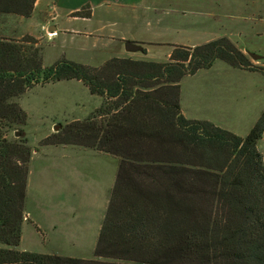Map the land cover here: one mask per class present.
<instances>
[{
  "label": "trees",
  "instance_id": "1",
  "mask_svg": "<svg viewBox=\"0 0 264 264\" xmlns=\"http://www.w3.org/2000/svg\"><path fill=\"white\" fill-rule=\"evenodd\" d=\"M36 1L0 0V14L28 18ZM37 44L31 36L0 37V264H264V111L241 137L181 110L183 78L217 61L251 72L263 67L227 37L169 44L167 62L113 58L100 67L67 59L44 67ZM72 80L102 105L40 146L120 159L96 259L19 250L33 151L27 139L9 141L4 129L27 122L18 97Z\"/></svg>",
  "mask_w": 264,
  "mask_h": 264
},
{
  "label": "rangeland",
  "instance_id": "2",
  "mask_svg": "<svg viewBox=\"0 0 264 264\" xmlns=\"http://www.w3.org/2000/svg\"><path fill=\"white\" fill-rule=\"evenodd\" d=\"M146 2V22L139 32L141 39L145 42H134L146 50V53L142 50L137 54L146 57L134 58L135 60L167 62L168 52L173 49L166 45L168 43L201 45L210 40L227 37L234 44L236 41H241L243 45L247 43L245 46L250 48L261 45V50L247 51L245 54L253 65L264 68V34L262 37L254 36V31L258 28H263L264 33V0H146ZM254 16H262L263 23H258L256 26L251 19ZM175 26L178 27L177 31L174 30ZM27 36L30 35H25L18 40H23ZM59 41V43L45 45L38 40L36 46L43 49L44 67H49L60 59L63 45L61 40ZM249 53L258 54L262 58L254 60ZM103 64L93 67H100ZM224 66H227L224 62L217 61L212 70L202 71L201 77L182 80V105H186V91L193 83L196 85L205 76L220 75ZM53 84L33 87L15 100L26 112L27 122L24 125L5 126V136L9 141L27 139L32 151L33 149L41 150L35 156L36 160L31 167L30 205L38 199L45 201L49 195H54L56 192L59 193L61 201L68 202L73 200L71 191L75 190L77 194H81L83 206L81 213L84 214V220L93 225H100L115 182L120 159L94 149L88 150L98 153L76 149L79 146H75V149L73 147L49 148L40 146V142L47 135L58 132L55 126L61 128L75 120L88 118L103 101L101 97L92 95L84 84L75 86L67 85V83ZM259 99L264 101V90L252 102L255 100L258 104ZM253 115L252 112H247L237 121L232 122L234 133L246 137L256 123L254 121L251 123ZM20 130L26 134L25 137L16 136V132ZM47 148H49L48 152L45 151ZM258 148L264 154V136ZM43 170L44 173H42ZM105 198L107 202L104 204ZM74 201H77V198ZM25 234L29 235L26 232ZM89 237V240L82 244L81 252L75 254L82 256L83 259H96L94 257L95 242H92V235ZM39 238L38 236L36 239L25 238L22 248L30 252H47L60 256H68L72 252L69 245L65 246L59 241L45 244Z\"/></svg>",
  "mask_w": 264,
  "mask_h": 264
},
{
  "label": "crops",
  "instance_id": "3",
  "mask_svg": "<svg viewBox=\"0 0 264 264\" xmlns=\"http://www.w3.org/2000/svg\"><path fill=\"white\" fill-rule=\"evenodd\" d=\"M146 6V0H37L28 18L0 14V37L19 39L25 35H30L45 45L46 43H59V40H61L63 51L60 59L90 66H99L112 58L141 59L143 56L146 57L137 54L141 51L131 54L126 51L125 46L127 42H145L141 39L139 32L142 27L144 28L146 22ZM251 19L256 26H258V23H263L262 16H254ZM174 30L177 31L178 27L175 26ZM263 34V28L254 31L256 37H262ZM246 44L243 45L241 41L235 42V45L244 53L262 49L261 45L250 48L245 46ZM166 45H169V43ZM182 46L193 47L196 45ZM170 53L169 50L167 58ZM213 68L208 70L210 71ZM222 70L223 72L220 75L205 76L196 85L193 83L186 91L187 102L185 106L181 103V110L188 119L209 121L234 133L232 122L237 121L241 115L252 112L254 117L251 123L253 121L255 123L264 111V101L262 102L259 99L260 103L258 104L255 103V100L252 102L264 90V74L233 68L229 65L224 66ZM202 71L204 70L193 76H187L183 80L201 77L200 73ZM59 83L74 86L76 84L83 85L81 81L75 80L62 81L56 84ZM48 85H51V83L46 84V86ZM101 104L93 111L99 108ZM24 135L26 136V134ZM46 147L55 149L73 147L75 149V146ZM49 148L45 151L48 152ZM77 148L84 152L93 151ZM40 151L33 149L29 163L24 222L19 250L27 251L26 248H22L25 238L36 239L38 236L45 244L59 241L65 246L69 245L72 252L66 257L83 259L82 256L75 253L81 252L82 244L89 240L90 235H92V242H95L94 247H96L104 218L100 225H93L91 222L84 220V214L81 213L83 207L81 194H77L75 190L71 191L73 200L71 199L68 202L61 201L59 193L56 192L54 195H49L45 201L38 199L37 201H31L32 205L29 204L31 200L29 192L31 167L33 161L36 160L35 156ZM44 170L42 173H44ZM75 198H77V201H74ZM105 202H107L106 198L104 204ZM25 232L29 235H26ZM43 253L49 254L47 252Z\"/></svg>",
  "mask_w": 264,
  "mask_h": 264
},
{
  "label": "water",
  "instance_id": "4",
  "mask_svg": "<svg viewBox=\"0 0 264 264\" xmlns=\"http://www.w3.org/2000/svg\"><path fill=\"white\" fill-rule=\"evenodd\" d=\"M125 49L127 52L129 53H134V52H138V51H142V46L137 44V43H134V42H127L126 43V46H125ZM249 56L251 58H253L254 60H259L262 58V56L258 55V54H255V53H249ZM60 128V126H55V130L58 131ZM21 135L20 132H16V136L19 137Z\"/></svg>",
  "mask_w": 264,
  "mask_h": 264
}]
</instances>
